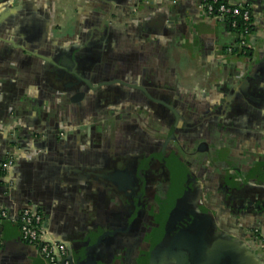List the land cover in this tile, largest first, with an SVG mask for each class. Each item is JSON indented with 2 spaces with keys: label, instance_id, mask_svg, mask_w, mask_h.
I'll return each mask as SVG.
<instances>
[{
  "label": "crops",
  "instance_id": "crops-1",
  "mask_svg": "<svg viewBox=\"0 0 264 264\" xmlns=\"http://www.w3.org/2000/svg\"><path fill=\"white\" fill-rule=\"evenodd\" d=\"M230 2L252 14L246 53L200 0H0V264H43L25 208L72 264H178L190 243L264 264V0Z\"/></svg>",
  "mask_w": 264,
  "mask_h": 264
},
{
  "label": "built area",
  "instance_id": "built-area-1",
  "mask_svg": "<svg viewBox=\"0 0 264 264\" xmlns=\"http://www.w3.org/2000/svg\"><path fill=\"white\" fill-rule=\"evenodd\" d=\"M199 9L210 20L227 23L229 28L237 34L235 49L241 53L246 51L245 39L249 35L252 25V14L249 8L232 4L230 0H200ZM12 165L13 159L9 157L2 164L1 170L3 173H6ZM8 219V213L0 209V228ZM16 222L19 223L21 240L35 247L39 257L45 264H60L61 260L67 257L66 248L63 245L55 243L54 238L43 231L42 217L38 212L33 213L28 209L23 210ZM2 237L0 233V246ZM255 237L254 234L252 236L253 242L258 244L259 248L264 251V238L257 241ZM65 264L69 263L66 262Z\"/></svg>",
  "mask_w": 264,
  "mask_h": 264
},
{
  "label": "water",
  "instance_id": "water-1",
  "mask_svg": "<svg viewBox=\"0 0 264 264\" xmlns=\"http://www.w3.org/2000/svg\"><path fill=\"white\" fill-rule=\"evenodd\" d=\"M176 119H178L177 118V115H176ZM175 125H177V123ZM9 157H11L12 159H15V156L13 155V153H10L9 154ZM12 168H13V165L10 168V170ZM10 170H8L5 174H8L10 172ZM26 209L30 210L33 213H37V211L36 210H33L32 208H25L23 210H26ZM18 218H19V216L18 217H15V218H11V220L13 222H16L18 220ZM42 229H43L44 232H46L52 238H54L55 243L60 244V245H63L66 248L68 255H67V257L64 260H61L60 264H65L66 262H68L69 264H72L73 260L71 258L70 249L63 242L62 238L59 237L56 234H53L51 232L46 231L44 229V227H43V224H42ZM0 233L2 234V228H0ZM251 240H252V243H254L253 242L254 239L251 238ZM179 241L181 242V238L180 237H177L176 240H175V242H174V244H173L175 246V249L177 251H178V246L180 245L179 244L180 243ZM2 243L3 242L1 241V245H2ZM192 246L193 245L190 243L187 246H185L184 248H182L181 251H183L185 253H182V254H178L177 255L178 264H235V261L232 259L231 251H229V250H226L225 249L223 253L222 252L217 253V255L212 256L213 259H211L209 262H206V260L203 261V255H204V252H205L204 245L199 244L198 246H196V249L191 248ZM31 247L36 251L35 247H33V246H31ZM179 249H181V248L179 247ZM36 253H37V251H36ZM37 256L39 257L38 253H37ZM252 257L254 258V255L253 254H252Z\"/></svg>",
  "mask_w": 264,
  "mask_h": 264
},
{
  "label": "flooded vegetation",
  "instance_id": "flooded-vegetation-1",
  "mask_svg": "<svg viewBox=\"0 0 264 264\" xmlns=\"http://www.w3.org/2000/svg\"><path fill=\"white\" fill-rule=\"evenodd\" d=\"M139 107L140 108H144V107L146 108L147 105H140ZM161 113H162L163 116L160 117V121H159L160 122V127H161V129L162 128H164L165 130L167 129V135H166L165 141H164V143L162 145V149L171 150V145L169 143H170L171 139L173 138V135H174V133L177 130V127H178V119H179L178 118V114L173 112V116L175 118V120H173L172 115L169 116L163 110H161ZM176 115H177L178 119H176ZM176 123H177V125H175ZM159 157H162V153L155 154V155L150 154L146 158L148 160L145 162L144 168L141 169V170L140 169L136 170V172H137V176H136L137 184H136L135 189H134L133 192L130 189V191L132 193H134V194L137 193V195L140 193V194H142L141 196H144L143 199H145L146 193H147V189H148V186L145 184V179H144V174L146 176L145 170H147V173L150 174L149 176H151L152 174L158 173V170H157V168H155V166H153L154 167L153 170H150L149 167H146V163L149 164L148 166H151L154 162H157V161L159 162V160H162ZM154 160H156V161H154ZM142 162H143V160H142ZM130 173H131L132 177L134 178V174H133L134 171L132 169H129V174ZM40 260L42 261L43 264H45L42 259H40Z\"/></svg>",
  "mask_w": 264,
  "mask_h": 264
},
{
  "label": "trees",
  "instance_id": "trees-1",
  "mask_svg": "<svg viewBox=\"0 0 264 264\" xmlns=\"http://www.w3.org/2000/svg\"><path fill=\"white\" fill-rule=\"evenodd\" d=\"M205 14V13H204ZM227 24V23H226ZM239 30V29H238ZM238 30H236L237 32H238ZM245 53H246V51H245ZM14 225H15V227L17 228V231H18V233H19V236H20V227H19V223L18 222H15L14 223ZM255 238H256V240L257 241H260V240H262V238H263V236L261 235V234H259V233H257V234H255Z\"/></svg>",
  "mask_w": 264,
  "mask_h": 264
}]
</instances>
